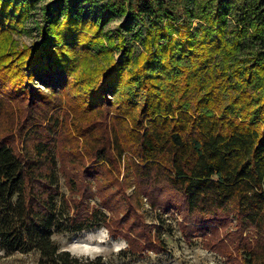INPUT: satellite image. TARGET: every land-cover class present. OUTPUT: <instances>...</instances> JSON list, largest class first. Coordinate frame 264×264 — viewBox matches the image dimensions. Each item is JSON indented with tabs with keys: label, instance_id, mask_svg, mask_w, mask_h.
Here are the masks:
<instances>
[{
	"label": "trees",
	"instance_id": "obj_1",
	"mask_svg": "<svg viewBox=\"0 0 264 264\" xmlns=\"http://www.w3.org/2000/svg\"><path fill=\"white\" fill-rule=\"evenodd\" d=\"M146 203L264 264V0H0V256L107 264L53 238L100 222L164 252Z\"/></svg>",
	"mask_w": 264,
	"mask_h": 264
},
{
	"label": "rangeland",
	"instance_id": "obj_2",
	"mask_svg": "<svg viewBox=\"0 0 264 264\" xmlns=\"http://www.w3.org/2000/svg\"><path fill=\"white\" fill-rule=\"evenodd\" d=\"M39 18V14H37ZM118 24V20H111L106 29L113 30ZM33 25L32 21L28 26ZM32 31V30H31ZM34 36L31 34H21L20 41L30 43ZM37 86H42L37 81ZM59 185L63 192L67 193L63 178L60 176ZM144 213L149 222L159 226L162 230V237L167 242V250L161 253L146 252L142 255H132L126 252V247L118 252L115 247L126 241L121 237L110 235L103 225L99 223L96 226L89 227L80 231H61L53 234V238L64 249L70 250L76 255H85L82 252L84 248L101 247L105 251L101 253L107 264H227L226 261L216 252L207 250L202 246L199 236H194L191 242L183 239L177 224V214L159 209H151L147 203L144 207ZM107 232V239L102 237ZM0 254L2 251L0 250ZM0 264H35V258L32 254L24 255L15 253L8 256H0Z\"/></svg>",
	"mask_w": 264,
	"mask_h": 264
},
{
	"label": "clouds",
	"instance_id": "obj_3",
	"mask_svg": "<svg viewBox=\"0 0 264 264\" xmlns=\"http://www.w3.org/2000/svg\"><path fill=\"white\" fill-rule=\"evenodd\" d=\"M107 238H108L107 237V232H105L104 236L102 237V239L106 240ZM126 246H127L126 244L121 243V244L117 245L114 250L118 252L121 248L126 247ZM104 251H105V249L101 248V247H95V248H92V249H89V248L82 249V252L85 255L91 256L92 259H95L96 255H100Z\"/></svg>",
	"mask_w": 264,
	"mask_h": 264
}]
</instances>
